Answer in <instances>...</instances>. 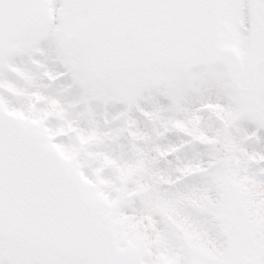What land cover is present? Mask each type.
Instances as JSON below:
<instances>
[{
  "label": "snow or ice",
  "instance_id": "snow-or-ice-1",
  "mask_svg": "<svg viewBox=\"0 0 264 264\" xmlns=\"http://www.w3.org/2000/svg\"><path fill=\"white\" fill-rule=\"evenodd\" d=\"M0 264H264V0H0Z\"/></svg>",
  "mask_w": 264,
  "mask_h": 264
}]
</instances>
